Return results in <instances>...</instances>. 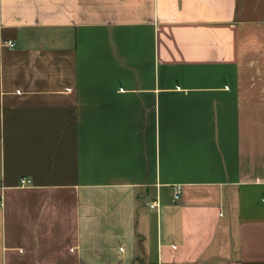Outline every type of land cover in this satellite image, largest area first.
<instances>
[{"label": "crops", "instance_id": "1", "mask_svg": "<svg viewBox=\"0 0 264 264\" xmlns=\"http://www.w3.org/2000/svg\"><path fill=\"white\" fill-rule=\"evenodd\" d=\"M245 3L0 0V264H264Z\"/></svg>", "mask_w": 264, "mask_h": 264}, {"label": "built area", "instance_id": "2", "mask_svg": "<svg viewBox=\"0 0 264 264\" xmlns=\"http://www.w3.org/2000/svg\"><path fill=\"white\" fill-rule=\"evenodd\" d=\"M2 45H3V47H5L7 49H13L15 47V44L13 41H4L2 43ZM19 184H20V187H25V186L30 184V181L23 178L20 180ZM172 189H173L172 200L173 201L179 200L180 195H181V189H182L181 185H174L172 187ZM2 206H3V197H2V195H0V208ZM157 206H158L157 202H152V203L148 204V208H150V209L156 208Z\"/></svg>", "mask_w": 264, "mask_h": 264}, {"label": "rangeland", "instance_id": "3", "mask_svg": "<svg viewBox=\"0 0 264 264\" xmlns=\"http://www.w3.org/2000/svg\"><path fill=\"white\" fill-rule=\"evenodd\" d=\"M250 1H251V0H246V3H247V2H250ZM246 3H245V4H246ZM245 17H247V15H245ZM249 18H251V17H249Z\"/></svg>", "mask_w": 264, "mask_h": 264}]
</instances>
